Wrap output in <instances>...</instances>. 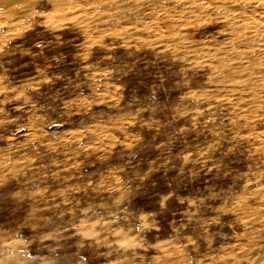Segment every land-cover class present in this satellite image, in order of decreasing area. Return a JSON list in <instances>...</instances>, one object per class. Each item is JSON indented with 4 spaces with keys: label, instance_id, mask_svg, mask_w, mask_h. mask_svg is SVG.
<instances>
[{
    "label": "rangeland",
    "instance_id": "374dc122",
    "mask_svg": "<svg viewBox=\"0 0 264 264\" xmlns=\"http://www.w3.org/2000/svg\"><path fill=\"white\" fill-rule=\"evenodd\" d=\"M228 1L0 0V264H264V0Z\"/></svg>",
    "mask_w": 264,
    "mask_h": 264
},
{
    "label": "bare ground",
    "instance_id": "6f19581e",
    "mask_svg": "<svg viewBox=\"0 0 264 264\" xmlns=\"http://www.w3.org/2000/svg\"><path fill=\"white\" fill-rule=\"evenodd\" d=\"M79 1H81V0H56V3L58 4V8H59V10L62 8V7H64V6H66V5H68V6H72L73 7V5L74 4H76L77 2L78 3H80ZM212 1V0H211ZM215 1H217L218 3H219V5H220V8H222V9H224V10H226V9H228V0H214V2ZM233 1V0H232ZM237 1V0H236ZM241 1V0H240ZM249 1V0H248ZM247 1V2H248ZM261 1V0H260ZM260 1L259 0H257V3H260ZM82 2H84V1H82ZM81 2V3H82ZM87 2V1H86ZM89 2V1H88ZM245 2V1H244ZM247 2H245V3H247ZM251 2V1H250ZM237 3V2H236ZM86 4V3H85ZM208 4V3H207ZM78 5V4H77ZM83 5V4H82ZM191 5V4H190ZM210 5V4H209ZM217 5V4H216ZM240 5V4H239ZM255 5H256V3H255ZM259 5V4H258ZM244 6V5H243ZM253 6V5H252ZM263 6H264V4H263ZM70 7H67V8H70ZM77 7V6H76ZM76 7H74V8H76ZM78 7H79V5H78ZM84 7V6H83ZM213 7V6H212ZM217 7V6H216ZM245 7V6H244ZM258 7V6H257ZM65 8V7H64ZM66 9V8H65ZM82 9V8H81ZM263 9V8H262ZM64 10V9H63ZM67 10V9H66ZM79 10H80V8H79ZM253 10V9H252ZM260 10V9H259ZM264 10V9H263ZM263 10L261 11V12H263ZM56 11V10H55ZM61 11V10H60ZM228 11H230L229 9H228ZM231 11H233V13H232V16H231V18H229L230 20V22H229V25H228V28L230 29V30H232V31H234V32H236V33H238V31H241V34H238V36H240V37H242L241 39H243L244 38V36H245V34L243 33V31L244 30H246V31H248V30H250V29H255V31H254V33L255 32H257V29H258V26H259V20H257L258 22H253V23H255V25L253 26V25H249L250 24V22L249 23H247L248 21H251V20H248V18H247V16H245L244 15V13H246V11H244V8L243 7H240L239 6V8H237L236 10L234 9V10H231ZM202 12V11H201ZM247 12H248V10H247ZM251 12H254V11H251ZM83 13V12H82ZM85 13V12H84ZM254 14V13H253ZM252 14V15H253ZM257 14H259V13H257ZM249 15V14H248ZM251 15V14H250ZM251 15V16H252ZM255 15V14H254ZM230 17V16H229ZM249 17V16H248ZM252 17H254V16H252ZM251 17V19H252V21H253V18ZM237 18H240L239 20L240 21H236L235 19H237ZM259 18H261V17H259ZM238 20V19H237ZM255 20V19H254ZM218 22V21H217ZM228 22V21H227ZM261 23V22H260ZM264 25V24H263ZM262 27V26H261ZM264 28V27H263ZM249 33H252V32H249ZM235 34V33H234ZM253 34V33H252ZM258 35V34H257ZM239 37V38H240ZM263 37H264V35H263ZM238 38V37H237ZM257 38H258V36H256V35H251V36H248V38H247V41L249 42V44H254L255 42H256V40H257ZM245 39V38H244ZM233 42V41H232ZM260 42V41H259ZM261 43L262 42H260V45H261ZM263 43H264V41H263ZM231 45V44H230ZM258 47V46H257ZM258 49H261V48H259L258 47ZM215 53V52H214ZM251 57V56H250ZM260 57V56H259ZM263 57V56H262ZM260 60V59H259ZM249 61V60H248ZM254 61H256V60H254ZM260 65V64H259ZM247 65L245 64L244 65V67H246ZM260 67H262V66H260ZM252 72V71H251ZM254 86V85H253ZM250 87V86H249ZM257 93V92H256ZM16 251H18V250H16ZM10 252V251H9ZM8 252V253H9ZM19 252V251H18ZM11 254V253H10ZM14 254V253H13ZM13 254H12V256H13ZM22 254V253H21ZM19 255V254H18ZM16 256V255H15ZM16 259V258H15ZM14 260V259H13Z\"/></svg>",
    "mask_w": 264,
    "mask_h": 264
}]
</instances>
